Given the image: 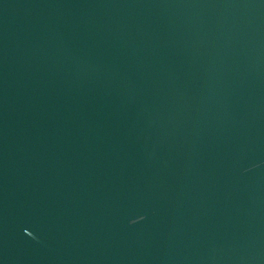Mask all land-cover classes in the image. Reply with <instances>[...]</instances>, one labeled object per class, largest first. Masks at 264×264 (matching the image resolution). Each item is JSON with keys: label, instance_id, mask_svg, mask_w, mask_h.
Masks as SVG:
<instances>
[{"label": "water", "instance_id": "95a60500", "mask_svg": "<svg viewBox=\"0 0 264 264\" xmlns=\"http://www.w3.org/2000/svg\"><path fill=\"white\" fill-rule=\"evenodd\" d=\"M0 264H264V0H0Z\"/></svg>", "mask_w": 264, "mask_h": 264}]
</instances>
